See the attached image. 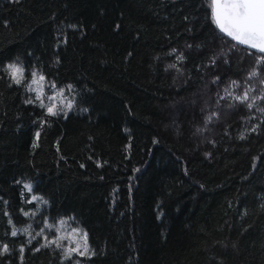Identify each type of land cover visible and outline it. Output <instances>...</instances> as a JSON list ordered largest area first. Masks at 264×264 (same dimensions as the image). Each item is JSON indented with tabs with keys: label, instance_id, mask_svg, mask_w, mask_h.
I'll return each instance as SVG.
<instances>
[{
	"label": "trees",
	"instance_id": "16d2710c",
	"mask_svg": "<svg viewBox=\"0 0 264 264\" xmlns=\"http://www.w3.org/2000/svg\"><path fill=\"white\" fill-rule=\"evenodd\" d=\"M208 15L205 0H0V69L25 71H0V264L72 263L11 235L32 221L23 182L45 202L35 228L87 232L82 263L264 264V99L233 98L264 96V54ZM32 71L71 85L75 109L28 103Z\"/></svg>",
	"mask_w": 264,
	"mask_h": 264
},
{
	"label": "snow or ice",
	"instance_id": "6c2138e0",
	"mask_svg": "<svg viewBox=\"0 0 264 264\" xmlns=\"http://www.w3.org/2000/svg\"><path fill=\"white\" fill-rule=\"evenodd\" d=\"M205 3L209 9V15L207 18L211 20V23L219 33L234 42L232 47H236L237 45L246 46L250 50H255L257 53L264 54V0H205ZM249 54L251 55L252 53L249 52ZM178 59H182V56L178 57ZM256 64L257 66L264 65V56H257ZM170 67H175V65H170ZM0 71L6 72L12 82L17 85H21L24 80V69L18 67L16 63H10L5 68L0 69ZM259 74V71L254 68L248 79H253ZM30 76L31 83L26 84L25 87L29 91L35 92V98L34 100L29 99L28 103L39 101V107L46 109L48 114L56 116L63 112L66 116L67 112L64 109L63 101L60 106L54 102L57 96L64 97V89H59L54 96H47L46 99L48 101H53V103L46 104L44 93L45 76L43 73L37 71H32ZM261 84H264V80H261ZM33 85H36V87H33ZM232 85L239 87L236 81H232ZM51 87L55 88L56 85L53 83ZM71 88L72 86L68 85L69 91ZM251 90L255 91V89ZM225 91L227 92L228 90L226 89ZM228 95H232L231 92H228ZM233 98L240 103L246 104L247 107L251 109L255 104V100L264 99V96L251 98V102H249V90L246 89L243 95ZM67 108L69 110L72 108V101H68ZM258 111L264 112V108H260ZM253 131H255V129H253ZM36 136L39 137V133H36ZM241 139H243V136ZM25 188L29 192L31 191V185H25ZM37 200H42V198L32 196L31 200L28 202L31 203L32 201ZM25 215L30 214L25 213ZM31 215H35V213H31ZM66 223L67 221L65 220L60 221L61 225H65ZM44 228L51 230L54 228V225H50L45 221L44 227L41 228L39 232H36L35 235L32 234L30 226L21 229L14 228L11 235L13 237L17 236L18 233L27 235L31 237L28 240V243H31L36 236H44ZM44 239L47 242L41 244L40 247H50L55 245L56 248L62 250L65 259H71L73 253L81 257L89 258L91 255H94V252L88 243L87 232H84L79 228H73L67 235H58L56 239H48L47 236H44ZM64 240H69L73 246L65 247L62 243ZM8 250L6 244L0 245V255H3ZM39 250V248L36 249V251ZM20 251L23 252L24 248L22 247ZM74 264H80V261H75Z\"/></svg>",
	"mask_w": 264,
	"mask_h": 264
},
{
	"label": "rangeland",
	"instance_id": "374dc122",
	"mask_svg": "<svg viewBox=\"0 0 264 264\" xmlns=\"http://www.w3.org/2000/svg\"><path fill=\"white\" fill-rule=\"evenodd\" d=\"M16 64H17L18 67H22V68H23V66H22L21 64H19V63H16ZM23 69H24V68H23ZM24 73H25V71H24ZM30 83H31V79H30V81H29L27 84H30ZM52 84H53V82L48 81V80L45 79V81H44V85H45V86H44L45 103H46V104L53 103V101H48V100L46 99V97H47V96H50V95H53V96L56 95V93L58 92V90L61 89V88H63V89H64V97L57 96V98H56V100H55L54 102H55L58 106H60V105H61V102L63 101V106H64V109H65V111L67 112V114H68L69 112L73 111V110L75 109V96H74V93H73L72 89L69 91L68 87H59V86H56L55 88H52V87H51ZM33 87H36V85H33ZM26 89H27V88H26ZM27 91L30 92V93L33 95V100H34V98H35V92H33V91H29L28 89H27ZM65 98H66V99H65ZM68 101H72V108H71L70 110L67 108V103H68ZM35 102L39 105V101H35ZM45 110H46V109H45ZM46 112H47V111H46ZM61 114L64 115L63 112H62ZM25 185H30V184H29L28 182H23V186H24L25 191L29 193V195H28L29 201L31 200L32 196H37V197H39L38 195H35V194L31 193V191L29 192V191L25 188ZM32 202L34 203V206H35L34 209H33V212H32V213H35V215L30 216V219H32V221H33L34 219H36V221H34V222L37 224L38 220H37V217H36V214H37L36 211L39 210V208L44 207L45 202H44V200H37V201H32ZM29 214H30V213H29ZM24 216L27 217L28 215H24ZM61 220H65V221H67V223H66L65 225H61V224H60V221H61ZM32 221H31L29 224H25L24 226L21 225V226H19V227H14V228H16V229H21V228H24V227H28V226H30V229H31V231H32V234L35 235L36 232H39L40 229L44 227V223H45V221H46L48 224H50V225H54V228H52L51 230H49L48 228H44V236H47L48 239H56V237H57L58 235H67L68 233L71 232V230H72L73 228H79V227H77V226L72 225L70 219H67V218H61V219H58V220H56V221H54V222H50V221H48L47 219H43V220L39 223V225H38L39 228H35V227L33 226ZM14 228H13V229H14ZM13 229H12V231H13ZM79 229H81V228H79ZM81 230H82V229H81ZM21 235H24V234H19V233H18V236H21ZM24 236H26L28 239L31 238V237H29V236H27V235H24ZM44 236H36L35 239H38L40 243L44 244V243L47 242V241L44 239ZM33 240H34V239H33ZM62 243L65 245V247H71V246H73L69 240H64ZM0 245H4V244H0ZM52 247H55V248H56L55 245H52ZM57 249H58V248H57ZM58 250H60V252H61V254L63 255V258H64V254H63L62 250H61V249H58ZM82 258H83V257H81V256L76 255L75 253H73L71 259H65V258H64V259H65V260H71V262H72L71 264H74L75 261H80V264H85V263H82V262H81Z\"/></svg>",
	"mask_w": 264,
	"mask_h": 264
},
{
	"label": "water",
	"instance_id": "95a60500",
	"mask_svg": "<svg viewBox=\"0 0 264 264\" xmlns=\"http://www.w3.org/2000/svg\"><path fill=\"white\" fill-rule=\"evenodd\" d=\"M244 47H246V46H244ZM247 48V47H246ZM253 51H255V50H253Z\"/></svg>",
	"mask_w": 264,
	"mask_h": 264
}]
</instances>
